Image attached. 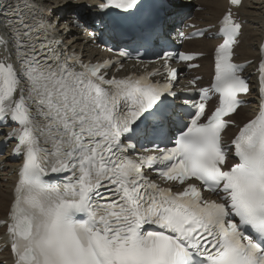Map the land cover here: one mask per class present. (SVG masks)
<instances>
[{
  "label": "snow or ice",
  "instance_id": "1",
  "mask_svg": "<svg viewBox=\"0 0 264 264\" xmlns=\"http://www.w3.org/2000/svg\"><path fill=\"white\" fill-rule=\"evenodd\" d=\"M185 6L0 0V125L20 160L0 219L10 264H264V41L252 87L253 61L235 60L243 0L195 33L217 42L208 86L188 81L198 99L173 103V62L195 69L203 53L163 51L151 71H112L129 48L139 58L164 42ZM58 13L114 41L116 59L69 51ZM253 95L250 118L232 119Z\"/></svg>",
  "mask_w": 264,
  "mask_h": 264
},
{
  "label": "bare ground",
  "instance_id": "2",
  "mask_svg": "<svg viewBox=\"0 0 264 264\" xmlns=\"http://www.w3.org/2000/svg\"><path fill=\"white\" fill-rule=\"evenodd\" d=\"M81 3L94 2L98 0H79ZM52 6L61 3V0H49ZM182 2V1H181ZM186 6L179 9L184 12L183 16L190 12L193 16L191 23L195 24V27H205L214 24L217 18L221 15L226 7V0H189L185 1ZM183 3V2H182ZM189 8L188 12L185 9ZM88 11V10H87ZM86 11V12H87ZM182 15H176L169 22V31H171L175 25L174 22L178 18H182ZM60 19L59 24H64L65 20L69 17L64 16ZM55 18V17H54ZM238 18L243 22V34L240 38V45L236 49L235 60L237 62H245L246 60L253 61V64L248 66V71L256 69V57L257 48L264 37V0H243V6L238 10ZM187 23V22H185ZM66 24V23H65ZM59 25L60 31L61 28ZM188 32L190 30H187ZM62 33V32H61ZM63 42L69 49V51H76L83 55L85 60H103L105 56L111 58V55L107 54L104 49L97 44L93 43L94 38L88 37L87 33L83 34L80 30H75V32L70 33V38H65L63 35ZM217 42L213 39H193L185 42L183 44V50L187 52L203 53L204 55L197 59L200 66L194 70L181 72V76L174 84L173 90L178 93L179 88L183 90L191 91L192 86L188 84V81L196 76H201L202 79L198 81V86L208 85L212 65H213V49ZM146 68H158L157 64H146L138 63L135 61H123V67L117 72L115 67L112 69L117 75L123 76L133 71H140ZM255 76H252L251 82L254 83ZM157 79H159L157 77ZM252 87H255L254 85ZM250 102L242 107L240 111L235 114L232 119L236 120L238 123L246 121L252 115V109L255 100V96L247 98ZM235 129H231L225 136L227 140L228 137L234 132ZM5 135H0V140ZM15 142H11L10 145H14ZM20 164V160L16 162L8 161L7 157L0 156V219H3L5 212L7 210L8 203L10 201V194L12 187L16 180L17 168ZM0 234L4 235L3 228H0ZM3 259L10 261L7 251L3 250Z\"/></svg>",
  "mask_w": 264,
  "mask_h": 264
}]
</instances>
